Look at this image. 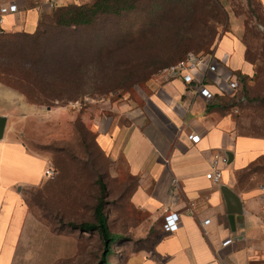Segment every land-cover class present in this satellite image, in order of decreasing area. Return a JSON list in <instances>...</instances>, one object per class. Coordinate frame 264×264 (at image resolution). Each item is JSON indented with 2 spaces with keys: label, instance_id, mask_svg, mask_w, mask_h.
<instances>
[{
  "label": "rangeland",
  "instance_id": "374dc122",
  "mask_svg": "<svg viewBox=\"0 0 264 264\" xmlns=\"http://www.w3.org/2000/svg\"><path fill=\"white\" fill-rule=\"evenodd\" d=\"M9 1L0 0V7ZM136 17L150 24H136ZM137 27L142 30L138 39L117 41V32L132 35ZM17 31L29 30H0V113L7 116L3 137L10 146L1 166L19 179L13 187L16 202L0 206V264H127L134 249L150 245L152 229L141 227L144 214L129 200L134 180L125 173L112 175V160L100 150L93 127L97 117L112 114L113 106H142L151 82L186 52L214 49L224 36L243 43L253 72L238 90L244 98H235L227 110L239 133L264 136V0H140L136 10L78 31L80 58L86 55L85 39L99 35L101 45L93 52L107 45L103 53L110 61L102 73L93 69L79 99L51 106L27 100L33 107L18 109L21 101L11 88L38 93L19 78L33 66L23 60L30 40ZM54 52L59 58L61 53ZM17 148L26 153L21 156ZM36 156L52 164V177L41 171ZM99 177L107 189L110 230L120 236L106 262L99 233L79 227L94 220ZM256 181L264 185L262 165Z\"/></svg>",
  "mask_w": 264,
  "mask_h": 264
},
{
  "label": "crops",
  "instance_id": "0c3cea01",
  "mask_svg": "<svg viewBox=\"0 0 264 264\" xmlns=\"http://www.w3.org/2000/svg\"><path fill=\"white\" fill-rule=\"evenodd\" d=\"M11 2L19 10L4 15L6 30L32 32L54 7L49 0ZM244 53L236 36H224L216 47L229 70L251 75L253 66ZM211 88L214 96L204 98L182 79L159 77L151 82L142 106L121 103L111 107L110 116L95 120L96 141L112 160V175L125 173L134 180L130 203L144 214L141 227L152 229L150 245L134 249L127 264H264V185L256 181L258 169L264 166L259 162L264 158V136L239 133L227 110L235 99L232 91L223 83ZM11 92L21 101L18 109L33 107L24 93L14 88ZM193 133L200 136L198 142L189 139ZM20 150L23 156L26 151ZM9 151V144L0 138L2 208L17 200L13 187L19 179L1 166ZM218 152L232 158L223 167L221 181L214 183L206 173ZM36 161L44 172L48 161L43 157ZM171 212L178 213L179 227L174 232L163 229L164 216ZM230 214L235 215V230ZM206 219L210 221L202 225ZM229 237L233 240L223 245Z\"/></svg>",
  "mask_w": 264,
  "mask_h": 264
},
{
  "label": "trees",
  "instance_id": "16d2710c",
  "mask_svg": "<svg viewBox=\"0 0 264 264\" xmlns=\"http://www.w3.org/2000/svg\"><path fill=\"white\" fill-rule=\"evenodd\" d=\"M138 2L140 0L60 2L53 7L51 14L42 15L34 31H17L25 32L27 39L30 40L28 41L29 50L24 53L23 60L33 66L31 70L29 69L30 71H27V74L19 75V78L27 82L38 93V96H33L28 91H23L27 100L51 106L53 103L66 104L79 99L85 93L84 88L91 78L93 69L101 71V73L104 72V68L110 61V54L103 53V49L107 47L105 45L95 55L93 48L101 45V40L99 35L93 37L89 35L84 41V46L87 47L86 55L84 58H80L76 51L80 46L76 34L80 30H91L98 21L104 18L121 16L125 12L136 10ZM147 20L141 21L136 17L134 22L136 24L143 23V25L150 24V21ZM138 28L132 31V35L117 32L115 34L117 41L125 42L138 39L142 35V30ZM0 30L4 29L0 28ZM71 46L74 47V50H71ZM54 49L61 53L59 58H57ZM186 53L174 58L172 62L176 63L183 59ZM37 65L38 69H36ZM235 73L243 85L246 75L237 71ZM243 98L242 96L238 97V99ZM97 182L100 186V196L94 206V220L81 222L79 227L86 231L95 230L99 233L106 251V262L108 255L113 252L112 245L119 240L120 236L110 230L105 211L106 185L101 177ZM71 224L77 226L75 223Z\"/></svg>",
  "mask_w": 264,
  "mask_h": 264
},
{
  "label": "built area",
  "instance_id": "2783aa9c",
  "mask_svg": "<svg viewBox=\"0 0 264 264\" xmlns=\"http://www.w3.org/2000/svg\"><path fill=\"white\" fill-rule=\"evenodd\" d=\"M60 0H49L52 6L59 3ZM19 10L16 2H11L0 7V28H3L2 21L4 15L14 13ZM4 29V28H3ZM211 74H214L212 76ZM159 77L165 81L172 79H182L186 87L190 88L195 95L212 98L214 93L211 85L223 83L227 84L232 91L233 97L240 89V79L236 73L226 67V62L220 60L216 54V48L207 51L194 52L189 51L186 56L178 62L164 67ZM237 110V109H235ZM189 139L198 142L200 136L198 134H189ZM228 164V156L223 153H215L211 157L210 170L206 173V177L214 183H219L223 176V167ZM55 173V168L52 164H48L45 169V174L52 177ZM174 184L178 185L177 179H174ZM210 219L202 222V225L208 223ZM178 213L171 212L164 216L163 229L168 232H174L178 229ZM233 239L231 237L223 241V245L230 243Z\"/></svg>",
  "mask_w": 264,
  "mask_h": 264
},
{
  "label": "water",
  "instance_id": "95a60500",
  "mask_svg": "<svg viewBox=\"0 0 264 264\" xmlns=\"http://www.w3.org/2000/svg\"><path fill=\"white\" fill-rule=\"evenodd\" d=\"M6 120H7L6 116H0V138L3 137ZM226 155L228 156V163L231 162V158H232L231 154H226ZM229 220H230L232 229L235 230V225H234L235 224V215L234 214H230L229 215Z\"/></svg>",
  "mask_w": 264,
  "mask_h": 264
}]
</instances>
